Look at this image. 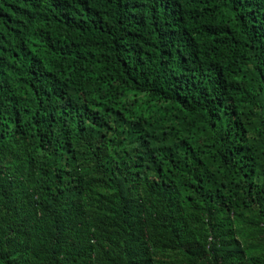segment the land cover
<instances>
[{
    "label": "trees",
    "instance_id": "16d2710c",
    "mask_svg": "<svg viewBox=\"0 0 264 264\" xmlns=\"http://www.w3.org/2000/svg\"><path fill=\"white\" fill-rule=\"evenodd\" d=\"M0 264H264V0H0Z\"/></svg>",
    "mask_w": 264,
    "mask_h": 264
}]
</instances>
